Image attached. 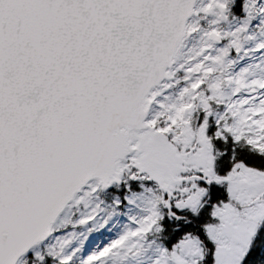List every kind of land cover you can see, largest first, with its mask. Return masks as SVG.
I'll use <instances>...</instances> for the list:
<instances>
[{
    "label": "snow or ice",
    "instance_id": "obj_1",
    "mask_svg": "<svg viewBox=\"0 0 264 264\" xmlns=\"http://www.w3.org/2000/svg\"><path fill=\"white\" fill-rule=\"evenodd\" d=\"M0 264H264V0H0Z\"/></svg>",
    "mask_w": 264,
    "mask_h": 264
}]
</instances>
